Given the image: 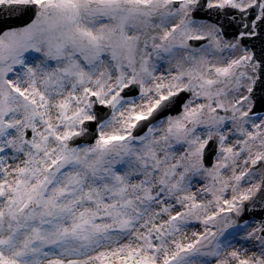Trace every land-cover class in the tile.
Here are the masks:
<instances>
[{"label": "snow or ice", "instance_id": "6c2138e0", "mask_svg": "<svg viewBox=\"0 0 264 264\" xmlns=\"http://www.w3.org/2000/svg\"><path fill=\"white\" fill-rule=\"evenodd\" d=\"M0 264H264V0H0Z\"/></svg>", "mask_w": 264, "mask_h": 264}]
</instances>
